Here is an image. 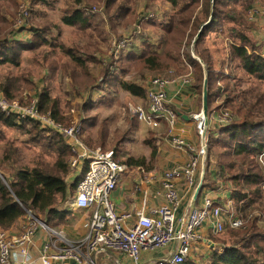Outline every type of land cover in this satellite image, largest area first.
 Here are the masks:
<instances>
[{"label": "trees", "instance_id": "1", "mask_svg": "<svg viewBox=\"0 0 264 264\" xmlns=\"http://www.w3.org/2000/svg\"><path fill=\"white\" fill-rule=\"evenodd\" d=\"M0 1L8 2L10 0ZM205 1L202 10L204 20L200 21L201 19L195 16L196 14L193 16V7L198 5V0H188L186 4L182 5L178 0H168L174 12L166 22L159 24L158 27L163 49L161 52H156L150 45H145L143 52L136 60L135 68L164 76L169 70H173L176 75H181L184 72L183 64L188 65L192 69L191 74L195 80L194 88L200 95L203 81L206 78L207 113L212 112L209 110V106L216 98L222 100L219 107L228 108L234 113V119L227 126H214L215 134L209 135L207 150L210 147H215L218 152L212 154L215 158L214 164L209 163L208 158L205 160L204 169L206 172L211 166L215 168L214 182L217 184H212L211 187H219L221 184L230 186V199L236 207V213L245 221V225L240 229L227 230L228 232L225 231L224 236L215 238V242L221 246L210 247L209 256L206 259L208 264H264V57L252 52L257 50L259 45L253 44L250 36H247L242 30L245 29L246 9L256 0H213L211 7L209 1ZM257 1H262L261 3L264 4V0ZM104 2L106 23L109 25L131 15L129 9L126 8L128 2L126 4H121V0H104ZM74 3L79 5L81 0H74ZM89 8L87 7V9ZM209 14L210 22L206 23L209 20ZM91 18L89 11L73 9L64 16L63 23L68 26L81 27L85 26ZM2 20L0 15V22ZM224 24L228 33L225 35L230 37H228L229 50L226 60L230 64H232L231 61L235 62V68L242 70L247 76L246 80L242 77H234L232 72L227 74L223 68L224 60L219 63L220 67L215 69L205 57V50L201 49L203 41L208 34L213 33V30L223 33ZM9 29L10 26L1 27L0 34L3 31L8 32ZM31 29L33 30V28ZM34 31L37 32L33 35L34 41L30 45H24L17 41L11 43L6 38V34L0 35V64L18 65V60H15V54L18 53L14 49L19 48L20 52L34 51L47 44L44 36L48 34V31L38 30V28ZM192 36H197L193 51L202 60L204 66L193 58L190 51L189 54L180 53L181 48L187 49V45H189L187 40L189 41ZM4 48L6 49L4 50ZM60 49L66 51L63 46H60ZM9 53L13 58L6 57ZM68 55L72 59L73 67H78L81 70V76L88 77L87 65L92 61V57L78 58L72 51H69ZM51 66L53 67L54 63H51ZM104 73L108 84L115 85L114 83L118 80L116 75L109 74L107 69ZM138 74L140 77L142 76V72H138ZM88 80H90L89 77ZM72 81H76L73 74H71V83ZM21 83L27 84L28 81L16 77L10 78L9 75H6L0 82V93L12 101L18 93ZM91 83L93 84L94 81L91 80ZM119 83L122 92L140 99L146 98V91L142 86L127 81ZM243 83L246 88H241ZM37 107L41 113L52 112L50 114L57 122L64 120L57 108V102L53 100L47 89H43L39 94ZM0 124L6 128L16 129L19 133L29 137L31 142L41 143V140L44 139L43 147L40 148L36 157H33L30 166L19 162L17 159L18 149L12 141L2 143L0 228L5 231L9 230L22 217L26 216L27 212L47 226L64 223L67 214L64 204L73 197L80 179L75 178V182L66 183V178L70 174L68 167L70 151L65 141L61 137H57L56 133L52 134L56 140L52 135L44 137L43 131H47L40 130L39 124L34 121L17 120L15 117H7L1 112ZM100 137L101 139L95 145H92L88 139L87 142L91 146L104 148L107 137ZM0 138L2 139L3 135H0ZM151 154L156 156V148L151 149ZM46 157H50L51 160H45ZM119 162L128 167L138 165L142 168H151L146 166L144 159L130 157ZM186 264L197 263L190 261Z\"/></svg>", "mask_w": 264, "mask_h": 264}, {"label": "built area", "instance_id": "2", "mask_svg": "<svg viewBox=\"0 0 264 264\" xmlns=\"http://www.w3.org/2000/svg\"><path fill=\"white\" fill-rule=\"evenodd\" d=\"M91 11L95 12L93 9ZM28 15V6L22 4L14 26L16 30L24 27ZM130 43L129 36L113 38L109 43L110 53L116 58ZM259 53L255 52L264 57V36L262 51ZM176 81L189 84L191 74L172 79L152 78L146 87V105H127L129 116L151 128H158L163 121L168 128L169 146L177 152L188 154L185 165L161 173L158 195L163 203L148 210L143 208L135 214L119 213L111 199L118 181L127 171L126 165L115 160L114 151L87 146L82 140L81 124L65 126L57 122L50 113H41L36 97H31L28 102L21 104L8 100L0 93L2 114L17 120L34 121L43 130L52 131L63 138L70 151L69 166L75 172L80 170L76 175V178L80 179L70 206L76 210H91L88 230L77 242L66 240L30 212H27L26 223L19 234L9 235L0 228V264H29V249L39 229L46 231L49 236V240L42 245L39 252L40 264H66L68 261L75 264H95V258L107 251L127 258L132 264H185L192 255L194 245L208 242L201 237V229L204 226L216 235L226 229L244 227L245 221L236 213V207L230 198L224 197L219 204V194L226 189L223 184L216 190L219 194L208 189L201 193L199 206H191L182 211L183 196L176 185V179L183 178L187 192L192 191L193 201L196 192L202 188L205 177L207 129L211 125L227 126L232 120V115L228 111H212L205 115L202 110L193 115L198 143L197 146L191 145L173 131L177 114L169 106L167 87ZM58 244L63 246L58 247ZM160 250L166 251L164 256L142 262L143 253ZM18 256L22 258L21 262L16 259Z\"/></svg>", "mask_w": 264, "mask_h": 264}, {"label": "crops", "instance_id": "3", "mask_svg": "<svg viewBox=\"0 0 264 264\" xmlns=\"http://www.w3.org/2000/svg\"><path fill=\"white\" fill-rule=\"evenodd\" d=\"M34 1H36L34 7H36L37 9L36 13L39 18L38 21L43 20L44 22L42 24L44 26L39 29L42 30L44 29L48 31V34L44 36V39L46 40L47 44L39 47L38 51L41 52L42 50H44L45 51L44 54H47L48 56L50 55L49 56L50 58L52 57V59H49L47 56H44V62H45L43 64L44 72L47 73L49 77L51 76L50 78L52 79L57 78L56 81L63 80L67 85L68 83H71L72 73L63 70L62 63L63 61H68V62L71 61L68 55L69 51H72V53L76 54L78 58L80 57L83 59H87L88 57L89 58L97 57L98 55L99 56L107 55L108 54L107 50L109 48V43L111 42V40L114 37H117L119 32L121 33V35L127 32V29L125 28L124 24L127 18L128 17L130 18V15H128L125 19H119L118 22H113L112 25H109L108 23H106L105 5H103V3H105L104 0L103 3L102 0H81V4L79 5H76L74 3V0H34ZM126 6H127L126 8L129 9L130 11L131 6L129 7L127 4ZM87 7L90 8L87 9ZM73 9L75 10L84 9L86 11H89L92 16L91 20L88 23H86L85 26H81V27L65 25L63 23V18L64 16L67 15L68 12L73 11ZM92 9L95 12H92L91 11ZM143 11L144 10L142 9L141 12ZM137 22L140 23L137 24ZM141 22L142 21L135 22L136 28L138 30L141 27ZM35 23L37 24V22ZM150 23L154 28L157 29L159 27V24H161L159 23V20L157 21V24L154 23V21H151ZM142 25L145 26L143 22ZM33 35L34 34L30 32H26V33L24 32L22 34H13V37H11L10 41L11 42L20 41L26 45H30L31 41L33 40ZM18 37H23L24 39H20ZM140 38L142 40L139 45L132 46L133 49L130 48L131 45L128 48L123 49L118 57L113 58L114 60L111 62V64L108 67L112 72V73L110 72L109 74L116 75V77L118 78L117 81L129 82L128 80H130V78L134 76L133 77L134 81L130 80V82H134L142 86L146 91L147 83L153 77L150 78L151 75L148 71L142 73V76L140 77L138 72L136 73L137 70L135 71V67L137 64L136 60L138 59V56L143 52L145 45L148 44L151 47L159 45L158 48H160V50H155V48H153V50L156 52H161L163 49V43L159 40V38H157L158 44H155L154 39L146 40L145 38H143V35H141ZM60 46H63L66 49V51L60 49ZM51 63H54L53 67L51 66ZM184 67L185 66H183L184 72H182L181 75L188 74L187 69ZM100 68L101 66L99 67L98 65L90 64V62L88 63L87 65L88 77L89 75H91L94 83L96 81L101 82L102 86L98 88L93 83V85L88 88L87 92L90 94L89 96L90 101H93L95 103L93 107L102 104L104 110H107L108 112L110 111L111 112V113L109 112L110 114H114L111 115V118L108 119L109 127L111 126V121H115L116 122L115 126H117L118 128H114L112 132H106V131L100 132L103 134V136L107 137L106 144L113 147L115 146L114 144L116 143L118 136H122L123 138L126 136V134L130 135L131 133V136L134 137L136 136L142 140L141 144H143V141H148L153 143L156 148V156L158 160L157 165L151 166L146 164V166L151 167L149 169L145 167L142 168L141 166L138 165H132L129 167L126 165L127 166L126 173L120 178L115 190L111 194V199L115 204L116 210L119 213L135 214L136 212L140 211L143 208L148 210L163 203L162 198L160 197V195H158L160 188L159 179L161 173L165 170H170L185 165L188 161V154L183 152H177L169 146L167 142L168 128L163 121H161L158 128H151L150 126L144 123H140L135 118L129 116L128 112H126L127 115L126 114L122 115L120 113L122 108L121 105L112 106L111 104L112 106L111 107L110 105H107L106 102H103L101 100L97 101L98 96L95 95H99V93H101V91L103 90L102 88L108 85L107 83L103 85L107 80L104 78L105 70H101ZM75 69H76L75 74L77 76H80L81 74L79 68L75 67ZM168 72H170L172 75L170 76ZM143 76L145 77L144 79H142ZM172 76L179 77V75H176L173 70H169L164 74V78L167 79H172L173 78ZM117 81L114 83L116 86L114 87L115 91L113 90L112 86L108 85L113 95L117 94L116 92L117 90L119 92H122L120 88V83ZM142 81L145 82L143 83ZM194 81L195 80L191 76V82L189 84H182L180 83V81H176L175 83L170 84L167 87V99L169 102V106L177 114V122L173 130L174 133L185 139L191 145L197 146L198 139L196 135L195 123L192 120V117L193 115L199 113L202 110V90L200 95L197 89L194 88V83H195ZM84 92L85 90L81 91V93L77 95H82ZM127 95L131 99V101H136V99H140L138 97L130 96L129 94ZM128 104H133V103H127L126 106ZM141 105L145 106L146 101L143 104L141 103ZM115 107H117V110L114 112ZM95 127L96 126L93 125V128L90 130H85L86 128L85 129L83 128V135L85 132L88 139L92 132L95 133L96 131ZM100 133L97 132V135ZM121 139L119 143H122ZM123 139H124L123 143H125L126 138ZM106 151H114V154L116 153V150L108 149ZM128 152L129 150L126 151V154H128ZM126 156H127L126 158H130V156L128 155ZM126 158L125 159L121 158V159L126 160ZM115 160L118 161L116 155H115ZM79 171L80 170L76 171L74 174L69 175L66 178V183L70 184L73 181H75L76 175ZM204 178L205 180H203L202 182L204 185H202V188L196 192V195L194 196L195 200L193 199V201L191 200L192 191L187 192V188L184 185L183 178L176 179V185L183 196V200H182L183 212L188 210L189 207L191 206H199L201 203V193L208 191V189L213 190L215 194L218 193L216 191L218 186L214 188L211 187L212 184L214 185L217 184L214 182L216 176H215V168L213 166L210 167L209 171L206 170ZM219 196H220L219 197V204H220L222 203V199H224V197L230 198L229 189H225V191L219 194ZM72 200L73 197L70 200H67L64 204V210L67 213L65 216V222L60 224L56 223L54 226H48V227L56 231L57 233L61 234L66 240L70 242H77L83 238V236L86 234L88 230V223L91 216V210L90 209L76 210L72 208L70 206V202ZM26 217L27 215L22 217L15 226L7 230L6 231L7 234L9 235L19 234L23 228V225L26 223ZM201 234L204 236L203 239L205 241L211 243V240L209 239L210 237L209 234L211 235L213 234L207 228V226H204L201 229ZM48 240H49V236L46 231L42 229L36 231L33 238V245L29 249L30 257H31V259L29 260V264H40L38 260L39 252L42 245ZM199 244H206V242L203 241L202 243ZM197 245H194L193 249ZM61 246L63 245L58 244V247ZM208 247L210 248L212 247V245L210 246L208 244ZM165 253H166L165 250L153 251L151 253H143L141 256V260L143 263H146L150 260H156L164 256ZM16 259L19 262H21L20 260L22 258L18 256L16 257ZM95 259H96L95 264H117V262H120L122 264H132L127 258L120 255H116L111 251H107L105 254L97 256ZM66 264H75V263L72 261H68Z\"/></svg>", "mask_w": 264, "mask_h": 264}, {"label": "rangeland", "instance_id": "4", "mask_svg": "<svg viewBox=\"0 0 264 264\" xmlns=\"http://www.w3.org/2000/svg\"><path fill=\"white\" fill-rule=\"evenodd\" d=\"M178 1L181 5L186 4L188 2V0H178ZM208 1H209V6L211 7L213 4V0H208ZM35 2L36 1L34 0H10L8 2L0 1V8H1L0 15L3 18L2 22H0V28L3 26H6V27L10 26V29L8 32L3 31L1 32L0 35L2 36L6 34L5 35L6 38L8 39L9 42H11L10 39L11 37H13V34H22L24 32L25 33L30 32L32 34H35V32H37V31H34L35 29L38 28L39 30V28H42L44 26L42 25L44 22L43 20L38 21L39 18L36 13L37 9L36 7H34ZM126 2H128L127 5L129 7L131 6L130 7L131 8L130 18L128 17L124 24L125 28L127 29V32L123 35H121V33L119 32L120 34L118 33L117 37H114V38H121L124 36H129L131 38V43H130L131 49H133L132 46L134 45L137 46L141 43V40H142L140 38L141 35H143V38H145L146 40L154 39L155 44H158L157 38H159L160 36L159 30L157 28H154L150 22L154 21V23L156 24L158 20H159V23L166 22L167 18L173 14L174 11L172 10V7L170 3L168 2V0H124V1L121 0V4L122 3L126 4ZM261 2L262 1H257V0L253 1L247 7L246 13L244 15V21H246V23L244 24L243 22L245 29H242L243 32L247 36H250L253 44L255 43L259 45L257 50L252 51L253 53L258 52V54H260L259 52L262 51V36H264V4ZM102 3H103V0H102ZM205 3H206L205 0H198V5H195L193 7L194 9L193 16L196 14L195 16L201 19L200 21L204 20V15H203L204 12H202V10L204 9ZM22 4H26V6H28L29 15L24 22V27L16 30L14 26H15L16 20L19 15L20 6ZM142 9L144 10L143 12H141ZM210 18L211 17L209 14V20L206 23L210 22ZM131 21H132V24H131ZM136 21H142L143 24H145V26H143L141 22V27L138 30L136 28V23H135ZM35 22H37V24ZM139 23L140 22H137V24ZM30 27L33 28V30ZM226 28L227 27H225V24H224L222 27L223 33L214 32L213 30L212 31L213 33L208 34L205 40L203 41L201 49L205 50V53H204L205 57H207V59L209 60V62L212 63V66L215 69H218L220 67L219 63L224 60L225 63L223 64V68H224V71L227 72V74L229 72H232L234 77L235 76H237V78L242 77L243 79L246 80L247 76H245L242 70L240 68H235V62L231 61L232 64H230L226 60V54L228 53V50H229V39H228L229 36L227 37L225 35V33L228 35ZM196 37L197 36L195 37L192 36V38L190 37L189 41L187 40V43L189 42V45H187V49L181 48L180 53L189 54V51H190V53H192L193 58L204 66V63L202 62V60L193 51V45H194V41ZM18 38L24 39L23 37H18ZM161 38L162 37L159 38L160 41H162ZM33 41L34 39L31 41V44ZM19 42L20 41H18V43ZM158 47L159 45L154 46L153 48H155V50H160V48ZM5 49L6 48H4V50ZM8 50L12 51L10 49ZM14 50L16 53H18V54H15V60H18V65L15 66L12 64H0V82L3 80V78L6 77V75H9L10 78L16 77V78L25 79L28 81V83L20 84L18 93L16 94L13 100L18 101L21 104H24L28 102L31 97H36L38 99V96L43 91V89H47L48 92L51 93L53 100L57 102V108L59 112L62 114L61 116L64 117V120L60 121L62 122L63 125L70 126V125H75L79 123L83 126L84 129L86 128L85 130L92 129L93 125L96 126L95 133L92 132L88 138V140H90L92 145L97 144V142H99V140L101 139L100 136H103V134L100 132L102 131L112 132L114 128H118L117 126H115L116 125L115 121H111V126L109 127L108 119L111 118V115H114V114H110L111 113L110 111L109 113L107 110H104V107L102 104L96 107H93L95 103L93 101H90V97H89L90 94L87 92L88 88L93 85L91 83L92 76L89 75L90 80H88V77L86 76L84 77H82L81 75L77 76L75 74L76 69L72 65V59L69 62L68 61H63V63L61 62L63 64V70H65L66 72L69 71L70 73H72L76 79V81H72V83H68L67 85L63 80L56 81L57 78L52 79L50 78L51 76L49 77L48 74L44 72V69H43V64L45 63L44 56H47L49 59H52V57L51 58L49 57L50 55L48 56L47 54H44L45 52L44 50H42L41 52L38 51V48L34 51L24 50L20 52L19 48L14 49ZM107 53H108L107 55H102V56L98 55L97 57H92V61H90V64H95V65H98L99 67L101 66L100 68L101 70L109 69V73H110L111 71L108 66L114 60L113 59L114 57L112 56V53H110V48H108ZM7 56L10 58H13V56L10 53L6 55V57ZM183 66H185L184 68L187 69L188 74L192 73V69H190L188 65L183 64ZM136 70L138 69L135 68V71ZM138 72L145 73L146 70L144 69L138 70ZM149 73L151 75L150 78L152 77L156 78L159 76L160 78H164V76L158 75L156 72L150 71ZM80 74H81V70H80ZM168 74L170 76L172 75L170 72H168ZM185 75L187 74H183L179 76L182 77ZM191 76L193 75L191 74ZM133 77L134 76H132L130 80H133ZM172 77L174 78L175 76H172ZM144 78L145 77L143 76L142 79ZM164 79H167V78H164ZM130 80L128 81L130 82ZM249 80L252 81L253 79H249ZM145 81H142V82L144 83ZM106 83L108 84V81H106L103 85H105ZM94 84L98 88L102 86V83L98 81H96ZM108 85H111L113 87V90L115 91V88H114L116 87L115 85L113 84H108ZM108 85L102 88L103 90L101 91V93H99V95H95V96H98L97 101L101 100L103 102H106L107 105H110V106L111 104L112 106L121 105L122 108H121L120 113L122 115H125V114L127 115L126 113L127 103H133V104L137 103V105H141V103L143 104L146 101V98L143 100L136 99V101H131V99L128 97L126 93L119 92L118 90L116 91L117 94L113 95ZM241 88H246V85L243 83ZM83 90H85V92L82 95H77L81 93L79 91H83ZM221 101L222 100L220 98H216L214 101H212V105L209 106V110L228 111L232 115V119H234V115H233L234 113L230 109L219 107V105L221 104ZM89 105H90V108H88ZM116 110H117V107L114 108V112ZM209 110L208 112H210ZM49 113H52V112H49ZM94 118H95V121L93 122ZM40 130H42L41 127H40ZM215 131L216 129H214L212 125L209 126V128L207 129V136L214 135ZM97 132L100 134L97 135ZM53 133L54 132L52 131H47V132L43 131L42 135L45 137V136H50ZM0 135H3V138L2 139L0 138V158L2 155V149H1L2 143L6 141H12L15 147L18 149L17 159L19 160L21 164H25L28 166H30V164L33 161V157H36V155L40 151V148L43 147L42 145L44 144V139L41 140V143L31 142L29 137H27L26 135L19 133V131H17L14 128H11V127L6 128L2 126L1 124H0ZM56 136L59 138L61 137L58 134ZM52 137L54 140H56L53 135ZM121 138L122 136H118V139L116 143L114 144L115 146L112 147L106 144L104 148H102L101 146H91L87 142V136L85 132H84L82 140L89 147L101 148V150L102 149L103 150H108V149L116 150L115 155L118 161L119 160L122 161L121 158L125 159L127 157L126 155H128L130 157H133L134 159H144L145 164H148L151 166L157 165L158 163L157 156H152L151 154V149L155 148L153 143L148 142V141H143V144H141L142 140L136 136L135 137L131 136V133L130 135L126 134V136L123 137V138H126L125 143H123L124 139L123 138L121 139ZM120 139L122 143H119ZM105 142H107V140H105ZM125 149L126 151L129 150L128 154H126ZM217 152L218 150L215 147H210L209 150H207L206 159L208 158L209 163L214 164L215 158L212 156V154H216ZM50 156L52 155L50 154ZM45 160L50 161L51 158L46 157ZM68 167L70 171L69 175L74 174L75 170L72 169L69 166V164H68ZM224 188L229 189L230 186L224 185ZM227 230H231V229H226L225 231L228 232ZM225 231H223L224 233L222 232L221 234H218V235L213 234V233H212L213 235L209 234L210 235L209 239L211 240L212 246H216V247L221 246L217 244L215 241L218 236H224L226 234ZM201 237L203 238L204 236L202 235ZM208 244L209 243L207 242L206 244L197 245L192 250L191 252L192 255L187 259L186 263H190V261H193L197 264H208V261L206 259V257L209 256V250H210L208 247Z\"/></svg>", "mask_w": 264, "mask_h": 264}, {"label": "water", "instance_id": "5", "mask_svg": "<svg viewBox=\"0 0 264 264\" xmlns=\"http://www.w3.org/2000/svg\"><path fill=\"white\" fill-rule=\"evenodd\" d=\"M206 86H207V82L205 78L203 82V87H202V111L205 115L207 113V88Z\"/></svg>", "mask_w": 264, "mask_h": 264}]
</instances>
